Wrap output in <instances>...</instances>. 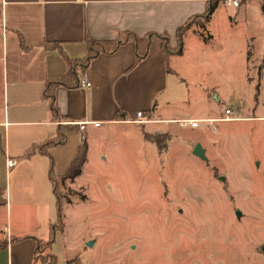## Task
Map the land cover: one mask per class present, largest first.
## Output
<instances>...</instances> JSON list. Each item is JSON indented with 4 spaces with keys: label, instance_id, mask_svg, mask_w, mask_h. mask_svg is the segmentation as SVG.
Segmentation results:
<instances>
[{
    "label": "crops",
    "instance_id": "0c3cea01",
    "mask_svg": "<svg viewBox=\"0 0 264 264\" xmlns=\"http://www.w3.org/2000/svg\"><path fill=\"white\" fill-rule=\"evenodd\" d=\"M245 1L248 3L240 17L248 24L251 21L252 31L250 50H246L245 56L257 62L255 98L264 105V11L261 9L264 0ZM206 2L0 0V264H46L36 256L35 246L36 242L49 239L50 225L58 219L48 156L53 159V172L64 174L83 140L86 161L81 174L73 181V185L81 187L78 178L90 164L131 165L152 156L159 161L165 155L168 157L167 154L172 157L176 147L171 149L170 143L184 128L190 130V135L185 139L187 152L180 148V156L185 152L197 161L200 157L192 150L200 143L206 160L215 148L218 153L222 150V155L229 156L226 163L234 175L244 167L250 168L230 142L226 128L242 120L264 121V113L241 114L239 107L236 116L231 113L236 119L223 120L225 114L220 107H207L206 114L185 117L173 107L169 95L161 101L170 82L180 84L185 79L178 76L170 63V57L179 54L165 51L159 39H152L147 55L138 61L128 41L119 44L113 52H102L91 58L84 69L75 66L78 79L84 75L91 80L88 88L79 84L54 85L67 73L72 60L87 56L89 40L113 41L122 32H131L140 38L155 33L166 36L168 46L176 48V30L194 15L202 14ZM224 6L219 4L211 13L205 29L211 25L215 11ZM224 15L234 22L235 16L227 10ZM192 34L198 36L195 31L184 34L182 53L184 39ZM49 83L54 85L51 90L54 110L46 93ZM208 89L215 92L214 85ZM227 107L234 113L233 108ZM138 111L143 112L142 117L136 116ZM181 118L215 121L212 125L200 123L191 128L180 127L176 120ZM135 119L145 121L134 122ZM93 121L99 122V126L93 125ZM79 122H87L84 130L79 129ZM61 132L65 137L63 142H57ZM48 141L53 144L44 145ZM28 149L32 152L26 154ZM41 149L47 152L41 153ZM13 159L15 163L9 167L7 163ZM80 201L65 207L66 220L68 215L79 213ZM54 234L49 251L56 256V264L74 258L77 261L75 253L63 254L59 259L56 246L67 233L64 229ZM83 239L87 242L90 238Z\"/></svg>",
    "mask_w": 264,
    "mask_h": 264
},
{
    "label": "rangeland",
    "instance_id": "374dc122",
    "mask_svg": "<svg viewBox=\"0 0 264 264\" xmlns=\"http://www.w3.org/2000/svg\"><path fill=\"white\" fill-rule=\"evenodd\" d=\"M225 1L203 29L213 35L202 42L192 34L184 39V52L170 57L185 82H170L161 101L169 95L185 117L227 106L234 116L239 107L241 114L264 113L255 98L257 62L246 58L251 21L240 17L248 2L240 0L235 8ZM200 24L193 18L184 34L200 30ZM226 130L250 167L236 175L226 163L229 156L217 148L208 160L195 161L185 152L180 156V148L187 152L190 135L184 128L170 143L176 147L172 157L90 164L78 178L83 187L59 181L62 231L67 233L56 246L59 259L75 253L77 261L69 259V264H264V121L242 120ZM78 200L79 213L66 220L65 207Z\"/></svg>",
    "mask_w": 264,
    "mask_h": 264
},
{
    "label": "trees",
    "instance_id": "16d2710c",
    "mask_svg": "<svg viewBox=\"0 0 264 264\" xmlns=\"http://www.w3.org/2000/svg\"><path fill=\"white\" fill-rule=\"evenodd\" d=\"M224 0H207L206 2V8L205 11L200 14V15H194L192 18L187 20L183 25L179 26L178 29L176 30V36H177V44L176 48L172 49L170 46H168L167 38L166 36H160L155 33L148 34L147 37L140 38L137 37L134 33L131 32H122L119 34L118 38L113 41H102V42H94L92 40L88 41L89 45V52L87 56L79 58V59H74L72 62H70V67L67 71L66 74H64L61 78L58 79L57 83L54 85L60 84L66 87H72L75 86L79 83L78 79V74L77 70L75 69V66H80L82 69H84L87 66L88 61L97 56L99 53L102 52H113L114 50L117 49V46L121 43L124 42H131L132 46L134 47L135 50V55H136V61L143 59L149 49V44L152 41V39H159L162 42V46L164 47L165 51L171 52L174 51L176 54L182 53L183 50V36L185 29L187 28L188 23L193 19V18H198L200 19V30H197L196 33L198 34L199 37L203 41H206L211 35H205L203 32V29L205 27V24L209 21L210 16L212 15L211 13L218 7V5L223 2ZM262 11H264V5L262 4L261 6ZM264 60V57H263ZM52 83H49V86L47 87V95L51 99V107L52 109L54 108V95L52 93V88L54 87ZM257 88V86H256ZM54 110V109H53ZM64 132H61L58 135V139L56 140L57 142H63L64 139ZM53 144L52 141L46 142L44 145H50ZM41 153L47 152L46 150H40ZM32 149H28L27 153H31ZM86 142L83 140L81 145L79 146V149L75 155L74 160L72 161L71 165L67 168L64 174H59L56 175L55 172H53V159L52 157H49V179L51 182V186L53 188V193L55 195V203L57 204V222L50 225V237L46 242L43 241H38L36 242L35 250H36V256L38 258L40 257L42 261H44L46 264H56V256L49 251V246L54 240L55 232L56 231H61L62 230V222L64 220L63 218V213H62V202H61V197L63 196L62 194H58V182H73L75 177L81 174V169L86 161ZM84 197L81 195V198ZM66 202L69 200H65ZM59 223L60 227H57V224ZM47 247V249H46ZM70 260H66L64 264H69Z\"/></svg>",
    "mask_w": 264,
    "mask_h": 264
},
{
    "label": "built area",
    "instance_id": "2783aa9c",
    "mask_svg": "<svg viewBox=\"0 0 264 264\" xmlns=\"http://www.w3.org/2000/svg\"><path fill=\"white\" fill-rule=\"evenodd\" d=\"M239 2L240 0H226L224 3L226 5H233V6H238L239 5ZM79 86L82 87V88H88V86L91 85V80L86 78L84 75L80 76L79 77ZM232 113V110L227 107L225 110H224V114L225 116L222 118L223 120H227V119H236V117L232 116L231 115ZM136 116L137 117H142L143 116V112L142 111H138L136 113ZM134 122L137 121V122H142V121H145L144 119H135L133 120ZM215 119H209V118H196V119H190V118H181L179 120H176V122L179 124V126L181 127H191V128H196L197 126L200 125V123H208L210 125H212L214 123ZM93 125L95 126H99V122L97 121H93L91 122ZM86 124L87 122H79L77 123V125H79V129L80 130H84L85 127H86ZM15 163V160H9L7 165L9 167L13 166V164ZM71 264H76L75 262H72Z\"/></svg>",
    "mask_w": 264,
    "mask_h": 264
},
{
    "label": "water",
    "instance_id": "95a60500",
    "mask_svg": "<svg viewBox=\"0 0 264 264\" xmlns=\"http://www.w3.org/2000/svg\"><path fill=\"white\" fill-rule=\"evenodd\" d=\"M192 153H193L194 155H196V156H199V157L202 158V159H205V160L207 159V158H206V155H205V153H204V150H203V148L201 147V144H200V143H197V144L194 146V148H193V150H192ZM235 214H237L238 216L241 215V213H239V211H236ZM87 244H88V245H91V241H88Z\"/></svg>",
    "mask_w": 264,
    "mask_h": 264
}]
</instances>
